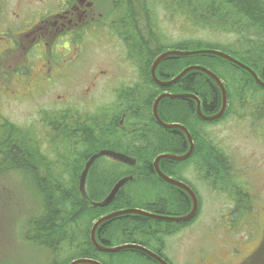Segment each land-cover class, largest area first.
<instances>
[{"label": "rangeland", "instance_id": "1", "mask_svg": "<svg viewBox=\"0 0 264 264\" xmlns=\"http://www.w3.org/2000/svg\"><path fill=\"white\" fill-rule=\"evenodd\" d=\"M89 1L93 4L86 13L80 18H69L72 19L71 36L64 34V28L71 27V24H67L63 27V32L58 29L52 30V27L45 29L40 41L39 32H27L25 35L21 31L25 24L26 28L34 29L35 26L30 23L33 17L29 15L37 11L48 17L60 12L76 13L70 7L69 0H0V7L3 6L6 11L4 24L1 22L3 14L0 16V113L2 119L9 120L21 129L19 141L25 145V157H28L25 160L27 170L17 168L18 170L9 172L0 171V264H48L52 260L48 248L26 236L28 218L40 209L42 199L36 191L32 174V166H37L39 171L43 172L40 166L42 157L36 152V142L39 140L44 142L41 149L51 159L57 158L56 150H59L67 161L71 157L70 145L74 142L66 135L63 126L68 119L75 117L83 127L76 137L93 138L96 133L93 141L97 147L94 148L114 145L116 140L110 136L105 137L106 130L111 129L113 117L119 119L124 113L131 115L134 97H140L136 107L145 110L148 96L155 93L150 92L153 90L151 87L146 89L139 82L140 73L148 63L150 52L144 50L142 57L141 37L134 29L132 19L131 25L120 23L125 19L120 21L123 0H86V3ZM144 1V13L150 22L152 34L155 39L159 38L160 47L173 49L182 41L208 40L209 37H214L207 29H203L204 25L188 19L183 8L190 5L189 0ZM179 4L183 8H180ZM140 6L142 8V5ZM216 6L224 10V6L217 3ZM192 8L198 14L197 0H193ZM110 15L114 18L113 25L111 26L109 22L106 26L104 21ZM16 18L18 33L13 38L14 32L9 31V24ZM52 20L53 18L42 20L37 29L49 25ZM130 28L132 32L127 31ZM226 30L229 29L225 28L217 33L211 49L232 55V49L237 44L234 36ZM38 43L39 46H36ZM37 53L39 57L29 59L31 55ZM240 60L247 62L242 57ZM19 63H25L21 69H18ZM74 72L76 77L73 79L65 76ZM225 84L231 85L228 81ZM139 88L141 91L145 90L143 96L137 92ZM250 96L246 104L242 105L244 103L242 101L240 108L232 106L230 101V110L223 120L207 123L209 127L203 126L199 129L195 127L197 132L207 131L211 134V141L224 153L227 167L229 165L230 168L229 172H226L227 175L225 173L224 176H220L222 179L219 185L213 182L209 188L198 187L203 203L201 213L192 223L185 226L183 223H177L180 230H183L168 238L165 237V248L171 253V259L173 260V254L177 255L172 264H192L191 250L193 256L196 248L206 251V247L213 246L215 242L209 239L208 235L215 237L216 232L218 249H226V255L233 263L243 264L245 257L249 256L247 261L252 258L253 264L264 262V238L261 239V243L260 237L255 241H247L241 234L242 231H250L251 235H255L257 229L254 224H247V228L242 229L244 223L235 221L240 227L238 232L232 233L233 228L229 220L233 217H227L234 211L232 205L235 202L230 200L234 192L237 194L240 191L251 195L253 204L257 202L254 200L255 195L260 199L264 197V90L257 88L256 93ZM236 109H243V112L238 113ZM97 119L101 125H97ZM2 121L1 127L6 122ZM83 137L81 139H84ZM17 147L16 142L12 141L9 151L19 155ZM118 152L123 153L125 150ZM76 160L79 165L83 164L80 159ZM97 162L98 166L95 169L98 171L97 176L106 170V167L113 169L109 176L111 181L122 176L116 167L105 165L104 158ZM57 166L52 173L61 171L62 168ZM63 169L67 170L66 167ZM61 174L66 181L73 184L72 173ZM97 182L101 183V180L98 179ZM223 188L228 191H224ZM107 189L98 191L107 192ZM215 189L217 194L213 192ZM224 193H227L228 197H223ZM238 194L236 200L244 201V197L239 198ZM240 204L251 205L247 202ZM258 208L257 206V211ZM226 227L230 229L229 233ZM68 235L74 243H80L78 229L69 230ZM118 244L124 243L117 241L111 245ZM257 246V253L253 254L252 251ZM116 254L123 256L114 259ZM116 254L102 256L100 261L104 264H133L134 256H127L129 252ZM70 255L73 254L63 253L61 259Z\"/></svg>", "mask_w": 264, "mask_h": 264}, {"label": "trees", "instance_id": "2", "mask_svg": "<svg viewBox=\"0 0 264 264\" xmlns=\"http://www.w3.org/2000/svg\"><path fill=\"white\" fill-rule=\"evenodd\" d=\"M191 1L193 2V0H189L190 5H186L184 8L180 4L179 7L185 10L188 19L204 25L202 26L203 29H207L208 32H211L210 35L214 37H209L208 40L197 39L182 41L175 45L174 48L181 50L211 49L212 42L218 36L217 33L228 28L229 30L226 31L234 36V41L237 44L232 49V56L239 60L241 57L245 58L247 60L245 63L253 67L264 79V0H197L198 14L193 10ZM125 2L127 6L124 8V11L130 15L134 29H136L139 33L138 35L141 37L143 47L140 51L143 52L146 49L150 52V57L148 63L144 66L142 76L147 79V82H144V84H147V89L151 87L153 89L151 92L153 91L155 93L148 96L147 99L148 105L145 110L149 112L136 107L140 97L133 98L132 107L136 109H133L131 115L127 116V122L137 127L135 131L125 133L120 129H116L118 128L117 120H113L114 130H106L105 137L110 136L114 140L122 137L127 141L130 146L123 145L118 149L125 150V153H132L136 157H140L145 163L139 170L145 174L141 180L134 181L121 189L115 200L109 205L110 207H97L96 209L88 200H102L105 195H108L106 192L100 193L98 189L108 188L107 191L110 189L114 182V180L111 181L109 178L113 169L106 167V170L97 176L98 171H95V169L98 164L96 166L94 165L90 176V191L94 197L90 195L87 200L82 197V192L79 189L80 171L84 164L79 165L76 160L77 156L70 153L71 157L69 158V162L73 164L74 168L72 170H65L63 169L66 167L63 153L56 150L57 158L51 159L41 149L43 141H37V144H35L37 146L36 152H39V156L42 157L41 168L43 172L37 174L39 173L38 167H32V171L35 173L33 174V180L36 184V191L39 192L42 199L40 209L36 211V214L28 218V234L26 236L35 243L48 248L47 250L53 255L50 264H68L71 260L78 258H92L100 261L102 256H111L116 253L122 254L123 252H129L130 254L127 256H134L133 264H151L149 257L147 258L145 257L146 255L137 251L125 250L116 253H103L95 249L91 242V229L94 220L99 215H102V213L105 214L113 209L116 210L125 207H139L154 213L171 216L188 214L191 211V207H189L190 203L187 195L175 186L158 178L154 173L152 163L153 157L159 153L185 151L186 139L184 137L180 139L181 134H179V130H169L158 125L152 116L150 105L158 93L160 94L170 90L198 94L203 99L204 112H212L221 107L222 94L219 87L215 81L202 72L190 71L181 80L168 87L159 86L151 79L150 64L152 59L157 57L162 51L170 48L160 47V44L158 45L159 38L157 37L155 39L152 34L150 22L144 13L145 1L125 0ZM216 3L224 6V10H220L216 6ZM140 5H142L143 11ZM205 11L207 13H204ZM1 14H3L1 22L4 24L6 11L3 6L0 7V16ZM195 64L204 65L212 69L225 82L228 81L231 83L230 86L227 85L226 87L229 102L233 101V106L242 101H244L243 105L246 104L251 97L250 95L256 93L257 88L262 89L249 72L215 55L198 54L170 57L159 65L157 71L162 79H170L180 73L185 67ZM159 68L161 71H159ZM236 92L238 95H236ZM159 110L166 120L191 124L193 127L197 126V129L208 126L207 123H217L223 120L229 111L227 109L226 113L217 120L205 121L197 115L195 104L192 100L168 98L162 100ZM1 115L0 113V124L3 122L2 120L6 122L2 127L0 126V171L9 172L11 170L26 168L24 157L26 156V149L22 144L19 145L24 151L23 156L21 155L18 158L15 152H10L9 154V147L13 139L22 143L19 141L21 129L14 126L9 120L2 119ZM143 116L144 118H142ZM46 140L51 143L49 139ZM90 140L91 142L86 143V146L91 148L89 152L95 149L94 147H97L94 141H92V138ZM196 150L197 155L202 157L204 165L209 167L208 170L222 176L226 172H229L230 167L229 165L227 167L224 160L225 155L216 146V143L213 141L208 143L201 141L197 145ZM169 163H171L170 160ZM55 166L62 168L61 171L52 173ZM76 169L78 170L76 171ZM62 172L72 173V185L63 178ZM98 179L101 180V183L97 182ZM221 179L219 178V181ZM67 183L68 185L66 186ZM242 194L245 199L244 201L243 199L233 201L240 206L244 205L240 204V202L251 204V195L244 192ZM255 199L257 202H261L259 196L255 195ZM185 205L189 208L187 207L188 209L184 211ZM177 223L163 222L140 215L126 214L113 218L101 226L97 234L100 241L106 245H111L117 241L120 243L132 242L160 251L165 248V244L156 242V234L163 236L160 240L164 242L165 237L168 238L180 230ZM188 223H183V225L185 226ZM167 227H172V229H167ZM71 229H78V242L80 243H74L68 235V231ZM119 236L122 238H119ZM66 252L73 255L61 259L63 257L61 255ZM118 256L123 255L116 254L114 259H117Z\"/></svg>", "mask_w": 264, "mask_h": 264}, {"label": "flooded vegetation", "instance_id": "3", "mask_svg": "<svg viewBox=\"0 0 264 264\" xmlns=\"http://www.w3.org/2000/svg\"><path fill=\"white\" fill-rule=\"evenodd\" d=\"M69 3H70V7H72V10L75 11L77 14L74 13V12H71L70 14H68L67 12L66 13H62L59 10H57L60 13H55L53 16L48 17L46 15H41L42 13L37 11V12H34L31 15H29L30 17H33V21H31L30 23L33 24V26H35L34 29L26 28V24H25L24 25L25 28L22 29L21 31H23V34H25V35L28 34L27 32H30V33L31 32H39L40 41H42V36H43V32H44L45 29H47L49 27H52V30L58 29V30L63 32V27H66L67 24H71L72 19H69V18H75V17L80 18V16H82L84 13H86L88 8L90 6H92V4H93L92 1H89V2L86 3V0H69ZM57 11H55V12H57ZM51 13H53V12H51ZM51 13H43V14H51ZM38 14H39V20H37V15ZM18 16H19V14L17 13V17ZM50 18L51 19L53 18V20H52V22L49 25H46L44 27L41 26V27H39L37 29V27L39 26V23L42 20L45 21V20H48ZM122 19H124V20H122ZM17 20H18V18H16L13 23L9 24V30L14 32L13 38L18 33V31L16 29V21ZM113 21H114L113 15H110V16H108L105 19L104 24L106 26H108L109 22H110L111 26H112L113 25ZM120 21H121L120 22L121 24H129V25L132 24L130 15H128L124 10H122V15H121ZM71 31H72V24H71L70 28H67V29L64 28V34L67 35V36H71L72 35ZM127 31L128 32H132V28H130ZM39 44L40 43L36 44V46H39ZM144 50H146V49H144ZM130 51H131V48H130ZM143 56H144V51L142 52V57ZM37 57H39L38 53L31 55V57L29 59L34 60L33 58H37ZM26 58H28V56ZM130 60H131V54H130ZM23 64H25V63H19L18 64V69H21V66ZM140 72H141V68H140ZM143 72L140 73V79H139V82L142 85H143V77L141 75L143 74ZM65 76H67L68 79H73V78L76 77V74L74 72L73 74H65ZM107 83H110V82H107ZM132 112H133V107L131 109V113ZM205 113H207V112H205ZM127 115H128L127 113H124L120 117L118 123L119 124H126L125 119H126ZM97 125H101V122L98 121ZM187 128H188L190 134L192 135V137L194 139V143L196 145V149H197V145L201 141H204L205 143L211 142V134L209 132H207V131H204L203 133L202 132H197L195 127H193V125L191 126V124H188ZM63 129H64L66 135L70 136L71 142H74V143H72V145H70V149H69L70 153L75 154L77 156L76 158L80 159L83 162L84 157H85L84 156V149H85V147H87L86 143L87 142H91V140H90L91 137L88 138V139H86V136H84V137L82 136L84 139H81L82 137L81 138L76 137L77 133H79V132H81V130H83V127H82L81 123L77 120V118H75V117H73L72 119L71 118L68 119L67 122L64 124ZM111 130H114L113 122H112L110 131ZM179 132H180L179 134H181L180 139H182L183 137L186 139V150L185 151H180V153L185 154L189 150L188 136L183 131H179ZM83 134H84V132H82V135ZM123 135H126V134H123ZM95 137H96V133H94L93 138H95ZM93 138H92V141H93ZM115 140H116V143L114 145H109V144L107 145V147L109 149L120 151L118 149L119 147H121L123 145L130 146L129 143L127 141H125L122 137L119 138V139H115ZM13 141H15L16 144L18 145V147L16 148V151L19 154V155H17L18 158H19V157H21V155L22 156L24 155V151H22V148L20 147V145H19L20 143L18 141H16V140H13ZM196 149L193 151L192 155L189 158H187L186 160H184V161H180V162L171 161V163H169V160H163L161 162V168H162V170L165 173H167L169 176H172L173 178H176V179L186 183L195 192V194L198 197V212H197L196 216L193 219L188 221L189 223H192L197 218V216L201 213V211L203 209V203H202L201 198H200V193H199L198 187L209 188L211 185H213V182H215L217 185H219V178L221 176V175H217V174L211 172L210 170H208L209 167L207 165H204V162L202 161V157L197 155V150ZM9 154H10V151H9ZM10 157H12V156L10 155ZM26 158H28V157H25V160H27ZM153 160H152V163H153ZM224 160L226 162L225 158H224ZM64 162H66L65 165H66L67 169L72 170L74 168L73 164L69 163V159H67V161H66L65 158H64ZM111 163L112 162L105 161V165H109ZM143 163H145V162H143V160H141V164L139 165V167L135 168V170H134V175H135L137 181L141 180L142 177H144L145 173L143 171L139 170L142 167ZM83 164L84 165H83V167H82V169L80 171V174H81V172L83 171V169L85 167V163H83ZM32 167H37V166H32ZM92 168L89 170V173H88V176H87V180H86L85 196H86L87 199H89V197L91 195V191H90V176H91ZM117 171L120 174L119 169H117ZM167 171H169L172 174H170ZM32 173L35 174L34 171H32ZM37 174H40V171ZM42 174H44V173H42ZM118 177H119V175H118ZM118 179H116L112 183V186L118 181ZM112 186L110 187V189L106 193L109 194V192L112 190ZM175 187L177 189H179L180 191L184 192L185 195H187L189 203H190L189 207H191V209H192L193 201H192L191 196L185 190H183V189H181V188H179L177 186H175ZM221 187H223V186H221ZM216 188L219 189V187H216ZM223 189H224V191L225 190L228 191V189H226V188H223ZM213 192H214V194H217V189H215ZM222 196L223 197H228V194L224 193ZM241 196H243L242 193H239L238 197L240 198ZM236 199H237V194L234 192L231 195L230 200H236ZM89 201L90 202H94L95 200H89ZM257 206L259 207L258 211L255 209V207H257ZM187 207L188 206L185 205L184 211L189 208V207L188 208ZM107 208H108V206H107ZM232 209H234V211L232 212V215L227 216V217H230V218L233 217L232 218L233 220L232 219L229 220V221H231V227L233 228L232 233H234V231H236V232L239 231V227H240V226H238V222L239 221L244 223V226L242 227V229L247 228V224L253 223L255 228L257 229V232L255 233V235H251L250 231H242L241 234L244 235V239L247 240V241H250V240L255 241V240H258V238L260 237L259 243H261V239L264 238V197L261 199V202H256V204L251 203V205H248V206H244V205L240 206L239 204L233 203ZM252 210H253V212L251 213ZM238 212H241V214H238ZM261 212H262V214H261ZM233 213H235V215H233ZM182 215H184V214H182ZM235 221H238V222H235ZM105 224H103V225H105ZM227 227L225 229H227ZM182 230L183 229L179 230L175 234L181 232ZM227 232L229 233L230 229H227ZM216 233L214 234L215 237H217ZM215 237H212V236L208 235V238L213 240L215 242V244L213 246H211V247H206L207 248L206 251H202L200 248H196L194 250L193 256H192L191 252L193 250H191L190 259L192 261V264H241V263H233L231 260H229V257H227V255H226L227 254V250L226 249H224V248L218 249V246L216 245ZM155 240L158 243L166 244V241L163 242V241L160 240V238H155ZM150 249L153 250L157 254H161L160 251H158V250H156L154 248H150ZM257 249H258V246L252 251V253L253 254L257 253ZM123 253H125V252H123ZM141 253L146 255L145 257H147V258L149 257V259L151 260L150 261L151 264H154V263L155 264L156 263L160 264L158 261L152 259L147 254H145L143 252H141ZM170 255H171V253L169 252L167 255H165V256L163 255V257L168 261L169 264H172V261H175L177 259V255L173 254V256H172L173 260L171 259ZM249 258H250V256L249 257H245V259H244L245 262L243 264H253L251 262L252 258L249 261H247V259H249ZM258 264H264V262H258Z\"/></svg>", "mask_w": 264, "mask_h": 264}, {"label": "water", "instance_id": "4", "mask_svg": "<svg viewBox=\"0 0 264 264\" xmlns=\"http://www.w3.org/2000/svg\"><path fill=\"white\" fill-rule=\"evenodd\" d=\"M198 54H208V55H215V56H219L222 57L228 61H230L231 63L237 65L238 67L243 68L244 70H246L247 72H249L252 77L255 79V81L260 85L264 87V81L261 80V78L259 77L258 73L252 68L250 67L248 64L240 61L239 59L235 58L232 55H229L227 53H225L224 51L218 50V49H196V50H176V49H170V50H166L161 52L153 61V65H152V76L155 80V82L162 87H168L176 82H178L179 80H181L187 73H189L190 71H202L204 72L208 77H210L213 81L216 82V84L219 86L220 90H221V94H222V106L220 111L217 114H212V115H208L206 113L203 112V109L201 108V101L198 98V96L191 94V93H183V94H172V93H167V92H163L160 95H158L156 97V99L153 102V113L155 115L156 120L158 121V123L160 125H162L165 128L168 129H180L181 131L185 132L186 135L188 136L190 142H191V147L190 150H188V152H186L183 155H177V154H172V153H163L161 155H159L154 163L153 166L155 168V171L157 172V174L160 176L161 179H163L164 181L168 182L171 185L177 186L183 190H185L192 198L193 201V207L192 210L185 215L179 216V217H174V216H164V215H158L156 213L144 210V209H119V210H115L113 212H110L104 216H102L99 220H97L91 229V240L93 242V244L95 245V247L99 250L102 251H108V252H120V251H124V250H128V249H133V250H138L140 252H143L145 254H147L148 256H150L152 259L158 261L160 264H169L168 262H166L165 260H163L157 253H155L154 251H152L151 249H149L148 247L139 244V243H124L118 246H114V247H108L105 245H102L98 242L97 240V231L98 229L105 224L106 222L111 221L113 218H116L120 215L123 214H130V213H134V214H139L141 216L144 217H150L156 220H166V221H189L192 218L195 217V215L197 214L198 211V197L196 196L195 192L184 182L177 180L169 175H167L166 173H164L161 168H160V162L162 159H167L170 161H184L187 158H189L192 153H193V141H192V137L190 132L188 131V129L183 126L180 123H167L164 122L159 114V103L160 101L165 98V97H171V98H194L197 100L198 105H197V113L198 115L207 121H213V120H217L219 118H221L228 106V92H227V88L223 82V80L219 77V75L217 73H215L214 71L210 70L209 68L202 66V65H190L185 67L177 76H175L172 79H168V80H163L161 78H158L156 75V68L163 62L165 61L167 58L170 57H175V56H192V55H198ZM103 155H108L111 157H114L118 160L124 161V162H128V163H135V160L132 159L131 157L125 155L124 153L118 152V151H114V150H101L97 153H95L94 155L91 156V158L86 162L85 167L81 173V177H80V184H79V189L80 191L85 195V190H86V180H87V176L89 173V170L92 166V164L95 162V160H97L99 157L103 156ZM131 179V177H127L125 179L120 180L113 188L112 190L109 192V194L107 195V197L100 201L97 202L96 205L97 206H102V207H106L109 206L117 197L118 193L120 192V190L122 189V186ZM70 264H103L102 262H100L99 260L96 259H92V258H78V259H74Z\"/></svg>", "mask_w": 264, "mask_h": 264}, {"label": "bare ground", "instance_id": "5", "mask_svg": "<svg viewBox=\"0 0 264 264\" xmlns=\"http://www.w3.org/2000/svg\"><path fill=\"white\" fill-rule=\"evenodd\" d=\"M127 6V3L125 2V0H123V9L122 10H124V8ZM174 49H176V50H181V49H178V48H174ZM226 53V52H225ZM228 54V53H227ZM229 55H231V54H229ZM152 65H153V61L151 62V64H150V77H151V79L155 82V80H154V78H153V76H152ZM196 65H200V64H196ZM202 66H204V65H202ZM250 66V65H249ZM206 67V66H205ZM251 67V66H250ZM208 68V67H207ZM253 68V67H252ZM210 69V68H209ZM254 69V68H253ZM158 67L156 68V75H157V77L158 78H160V76H159V74H158ZM210 70H212V69H210ZM213 71V70H212ZM199 72H202V71H199ZM202 73H204V72H202ZM205 74V73H204ZM259 75V74H258ZM142 76V75H141ZM143 77V86H145V88L147 89V84H144V82H147V79L144 77V76H142ZM259 77L261 78V80L262 81H264V79L259 75ZM175 84V83H174ZM173 85V84H172ZM171 86V85H170ZM262 87V89L264 90V87L263 86H261ZM145 92V90H143L142 89V91H141V88H140V90H139V94H141V95H143V94H145L144 93ZM165 92H167V93H172V94H183V93H191V94H194V95H196V96H198V98L200 99V101H201V108L204 110V103H203V99L201 98V96H199L198 94H196V93H194V92H185V91H180V92H174V91H170V90H168V91H165ZM189 99V100H192L193 102H194V104H195V109H197V105H198V102H197V100L196 99H194V98H171V97H165V98H163L162 100H164V99ZM162 100L160 101V103H159V108L161 107V102H162ZM249 100V99H248ZM241 101H242V99H241ZM242 102H238V104L237 105H235L234 107H237V108H240L242 105ZM231 105L233 106V101L231 102ZM228 109L230 110V102H228ZM133 109H136L135 107L133 108ZM219 108L218 109H216V110H213L212 112H207V114L208 115H212V114H217L218 112H219ZM236 111L239 113V112H243V109H236ZM151 113H152V116H153V118L155 119V121L158 123V121L156 120V118H155V115H154V113H153V111H151ZM159 114H160V117H161V119L164 121V122H167V123H180V124H182L183 126H185L186 128L188 127V124H186V123H182V122H175V121H168V120H166L163 116H162V114L160 113V110H159ZM128 116V115H127ZM127 116H126V119H125V121H126V124H119L118 122H119V119H118V117L116 118V117H113V120H117V127L118 128H116V129H120L121 131H123V132H125V133H129V132H133V131H135L136 129H137V127H135V126H133L132 124H129L128 122H127ZM121 117V116H120ZM98 121H100L99 119H97V121H96V123L98 122ZM159 124V123H158ZM160 125V124H159ZM160 126H162V125H160ZM163 127V126H162ZM165 128V127H164ZM166 129H168V128H166ZM188 129V128H187ZM169 130H175V129H169ZM177 130H179V131H181L180 129H177ZM191 137H192V135H191ZM86 139H88V137L86 136ZM13 140H16V139H13ZM188 141H189V150H190V147H191V142H190V140H189V138H188ZM192 141H193V145H194V148H193V151L196 149V145H195V143H194V139H193V137H192ZM42 143H44V142H42ZM20 144H22V143H20ZM23 145V147H25V145L24 144H22ZM89 150H90V148L89 147H85V149H84V160H83V163H85L86 164V162L91 158V156L92 155H94L95 153H97V152H99V151H101V150H110L108 147H107V145L106 146H101L100 148H95V149H93L92 151H90L89 152ZM23 151V150H22ZM163 153H168V152H163ZM163 153H159V154H157V155H155L154 157H153V159H155V158H157L159 155H161V154H163ZM169 153H172V154H177V155H183L182 153H180V152H178L177 151V153L176 152H169ZM125 155H127V156H129V157H131L132 159H134L135 160V163L134 164H132V163H128V162H124V161H121V160H118V159H116V158H114V157H111V156H108V155H103V156H101V157H99L97 160H95V162L92 164V166H91V168L95 165H97V161L99 160V159H101V158H104L105 159V161H107V162H112L111 164H109V166H114V167H116V168H118L121 172H120V174L122 175L119 179H118V181L112 186V188L120 181V180H122V179H125V178H127V177H131V179L129 180V181H127L123 186H122V189L124 188V186L125 185H127V184H130V183H132V182H134V181H137L136 180V177H135V175H134V170H135V168H137V167H139V165L141 164V160L142 159H140V157H136L135 155H133L132 153H126ZM144 162V161H143ZM144 164V163H143ZM41 167H42V165H40ZM90 168V169H91ZM154 173H155V175L157 176V177H159L160 178V176L157 174V172L155 171V169H154ZM81 195H82V197L83 198H85V199H87L86 198V196L83 194V193H81ZM107 197V195H105L104 197H103V199L102 200H104L105 198ZM88 200V199H87ZM101 200V201H102ZM97 202H100V201H97ZM97 202H90L91 203V205L92 206H94V208H96L97 209V207L98 208H104V207H102V206H97L96 205V203ZM129 208H132V209H142V208H139V207H127V208H125V209H129ZM156 213V212H155ZM130 214H133V215H139V214H134V213H130ZM156 214H158V213H156ZM123 215H126V214H123ZM158 215H164V216H171V215H165V214H158ZM103 216V213H102V215H99V217L98 218H96L95 220H94V223L97 221V220H99L101 217ZM120 216H122V215H120ZM141 216V215H140ZM173 216V215H172ZM180 216H182V215H180ZM119 217V216H118ZM174 217H179V216H174ZM147 218H150V217H147ZM150 219H153V218H150ZM155 220V219H154ZM159 221H163V222H178V223H186L187 221H166V220H159ZM163 236H161V235H158V234H156V236H155V238H162ZM97 240H98V242L100 243V244H102V245H105V246H108V247H114V246H118V245H121V244H118V245H106V244H104L103 242H101L100 241V239H99V236H98V234H97ZM91 242H92V240H91ZM92 244H93V242H92ZM93 246L95 247V245L93 244ZM95 249H97L96 247H95ZM98 251H100V252H103V253H116V252H108V251H102V250H99V249H97ZM128 250H130V251H137V252H140V251H138V250H133V249H128ZM141 253V252H140ZM160 253L161 254H158L163 260H165L166 262H168L164 257H163V255L165 256V255H167L169 252L167 251V249L166 248H163V249H161L160 250ZM51 258L53 259V255L51 254ZM52 261V260H51ZM50 261V262H51ZM73 260H71L68 264H70L71 262H72ZM50 262L48 263V264H50Z\"/></svg>", "mask_w": 264, "mask_h": 264}]
</instances>
